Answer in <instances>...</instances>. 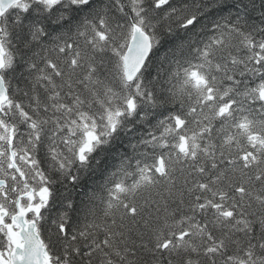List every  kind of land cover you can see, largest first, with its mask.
<instances>
[{"label":"snow or ice","instance_id":"obj_1","mask_svg":"<svg viewBox=\"0 0 264 264\" xmlns=\"http://www.w3.org/2000/svg\"><path fill=\"white\" fill-rule=\"evenodd\" d=\"M0 264H264V0H0Z\"/></svg>","mask_w":264,"mask_h":264}]
</instances>
